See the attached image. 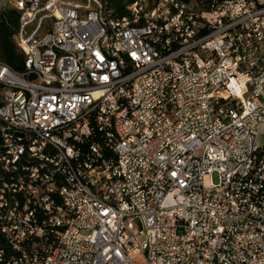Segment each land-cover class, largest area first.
Masks as SVG:
<instances>
[{
	"label": "built area",
	"instance_id": "2783aa9c",
	"mask_svg": "<svg viewBox=\"0 0 264 264\" xmlns=\"http://www.w3.org/2000/svg\"><path fill=\"white\" fill-rule=\"evenodd\" d=\"M4 8L0 264H264V0Z\"/></svg>",
	"mask_w": 264,
	"mask_h": 264
},
{
	"label": "trees",
	"instance_id": "16d2710c",
	"mask_svg": "<svg viewBox=\"0 0 264 264\" xmlns=\"http://www.w3.org/2000/svg\"><path fill=\"white\" fill-rule=\"evenodd\" d=\"M74 1V0H65ZM106 3V10L113 9L119 14L124 11V6L131 0H102ZM182 2L194 1L201 9H209L214 0H179ZM20 11L13 8L0 9V62L9 66L15 72H21L24 69L23 55L18 51L14 36L19 29ZM4 86L0 84V106L1 92ZM7 243L0 234V249H6Z\"/></svg>",
	"mask_w": 264,
	"mask_h": 264
},
{
	"label": "rangeland",
	"instance_id": "374dc122",
	"mask_svg": "<svg viewBox=\"0 0 264 264\" xmlns=\"http://www.w3.org/2000/svg\"><path fill=\"white\" fill-rule=\"evenodd\" d=\"M11 1L12 0H0V5L7 4L10 6ZM74 1L83 2L85 0H74ZM258 143H259V145L264 146V130H262V132L258 138ZM210 178H211L212 182H214V183L218 182V176L216 173H213Z\"/></svg>",
	"mask_w": 264,
	"mask_h": 264
}]
</instances>
